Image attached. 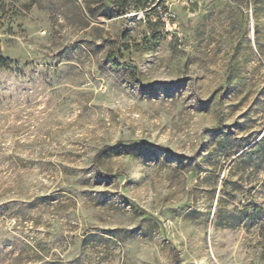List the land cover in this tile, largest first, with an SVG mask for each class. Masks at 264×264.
<instances>
[{
	"label": "rangeland",
	"instance_id": "1",
	"mask_svg": "<svg viewBox=\"0 0 264 264\" xmlns=\"http://www.w3.org/2000/svg\"><path fill=\"white\" fill-rule=\"evenodd\" d=\"M0 264H264V0H1Z\"/></svg>",
	"mask_w": 264,
	"mask_h": 264
},
{
	"label": "trees",
	"instance_id": "2",
	"mask_svg": "<svg viewBox=\"0 0 264 264\" xmlns=\"http://www.w3.org/2000/svg\"><path fill=\"white\" fill-rule=\"evenodd\" d=\"M153 0H111L112 4L119 7H124L127 2H131L135 8H143ZM2 7V1L0 0V9ZM11 66V61L8 58H5L0 50V71L7 70Z\"/></svg>",
	"mask_w": 264,
	"mask_h": 264
}]
</instances>
